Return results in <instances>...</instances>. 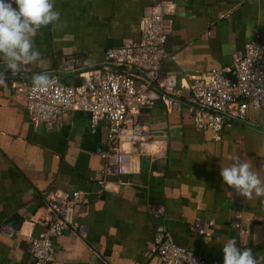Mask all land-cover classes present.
Listing matches in <instances>:
<instances>
[{
  "label": "crops",
  "instance_id": "1",
  "mask_svg": "<svg viewBox=\"0 0 264 264\" xmlns=\"http://www.w3.org/2000/svg\"><path fill=\"white\" fill-rule=\"evenodd\" d=\"M172 31L165 43L167 60L158 77L191 76L230 67L244 45H264V0H169ZM151 0H54L60 12L56 26L34 37L41 60L17 74L32 80L38 73H64L68 57L81 56L99 65L107 49L139 38L142 10ZM15 7V5H13ZM7 86H0V264H29V241L38 227L29 218L54 190L90 192L73 221L85 238L66 232L53 240L52 264H159L152 238L165 232L170 240L206 261L223 264V244L264 256V197L245 200L227 188L222 167L235 157L249 160L264 181V106L251 111L248 124L225 127L220 140L197 130L182 107L169 111L157 103L140 112L160 154L141 159L137 175L108 176L119 185L115 194L97 195L103 162V122L94 127L88 115L63 113L50 129L33 125L25 98L12 87L11 72L0 60ZM161 218L162 230L151 220Z\"/></svg>",
  "mask_w": 264,
  "mask_h": 264
},
{
  "label": "built area",
  "instance_id": "2",
  "mask_svg": "<svg viewBox=\"0 0 264 264\" xmlns=\"http://www.w3.org/2000/svg\"><path fill=\"white\" fill-rule=\"evenodd\" d=\"M174 10L169 0H151L140 16L139 38L107 49L99 65L89 66L78 55L68 57L63 71L77 74L78 84L49 74L48 89L34 92L32 80L13 78L12 87L24 96L32 125L50 129L66 112L89 115L92 127L104 123L106 142L98 152L103 169L97 195L118 193L119 185L108 176L137 175L143 157L160 154L150 148L151 135L140 117L144 107L157 103L169 111L183 107L197 130H209L219 141L225 127L248 124L250 112L264 106V45L257 39L244 45L230 67L180 78L158 77L168 58L165 43ZM231 72L234 82L226 76ZM90 201V192L84 190H54L44 198L43 206L29 218L39 229L29 241V264H52L53 240L66 232L85 238V229L73 221V213ZM152 245L159 264H221L178 246L165 232L154 234Z\"/></svg>",
  "mask_w": 264,
  "mask_h": 264
},
{
  "label": "clouds",
  "instance_id": "3",
  "mask_svg": "<svg viewBox=\"0 0 264 264\" xmlns=\"http://www.w3.org/2000/svg\"><path fill=\"white\" fill-rule=\"evenodd\" d=\"M59 22L60 12L54 8V0H0V60L5 69L16 76L22 67L39 62L41 54L34 45V37L41 28ZM6 81L4 73H0V86L6 87ZM50 83L47 73L32 77L34 92L46 91ZM219 174L223 184L245 200L264 197V181L253 171L249 160L237 156ZM222 253L223 264H264V256L253 255L250 248H238L235 238L223 244Z\"/></svg>",
  "mask_w": 264,
  "mask_h": 264
},
{
  "label": "water",
  "instance_id": "4",
  "mask_svg": "<svg viewBox=\"0 0 264 264\" xmlns=\"http://www.w3.org/2000/svg\"><path fill=\"white\" fill-rule=\"evenodd\" d=\"M121 46V45H120ZM119 46V47H120ZM232 82H234V73L231 72L229 74L226 75ZM89 116V115H88ZM90 118V116H89ZM33 126V125H31ZM151 220L152 222L156 225V227L158 228L157 230L161 231L162 230V225H161V218L159 215L153 214L151 215Z\"/></svg>",
  "mask_w": 264,
  "mask_h": 264
},
{
  "label": "trees",
  "instance_id": "5",
  "mask_svg": "<svg viewBox=\"0 0 264 264\" xmlns=\"http://www.w3.org/2000/svg\"><path fill=\"white\" fill-rule=\"evenodd\" d=\"M79 83V79H78V81L75 83V84H78ZM43 206V204L41 205V207Z\"/></svg>",
  "mask_w": 264,
  "mask_h": 264
}]
</instances>
